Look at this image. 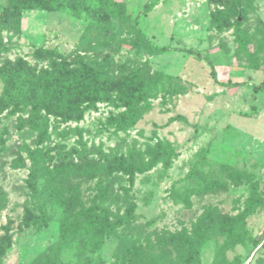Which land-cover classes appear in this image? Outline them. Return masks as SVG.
I'll return each mask as SVG.
<instances>
[{
	"label": "rangeland",
	"instance_id": "obj_1",
	"mask_svg": "<svg viewBox=\"0 0 264 264\" xmlns=\"http://www.w3.org/2000/svg\"><path fill=\"white\" fill-rule=\"evenodd\" d=\"M25 1L0 0V264H264V0ZM44 73L101 85L44 108Z\"/></svg>",
	"mask_w": 264,
	"mask_h": 264
},
{
	"label": "trees",
	"instance_id": "obj_2",
	"mask_svg": "<svg viewBox=\"0 0 264 264\" xmlns=\"http://www.w3.org/2000/svg\"><path fill=\"white\" fill-rule=\"evenodd\" d=\"M47 2H48V4H54V0H29V1H25L16 8V12L20 11L22 9L43 8V7L47 6ZM116 5H118V7L120 9H122L121 10L122 12L124 11V5H122V4H116ZM148 9H149V5L144 4L143 10L147 11ZM141 15H143V13H138L133 18V22L137 27H138V23H139V19H140ZM233 29H234L235 40L239 44L241 51H245L246 46H247V40H246L244 33L241 29V23L239 21H235L233 23ZM136 45L142 46L144 51L150 52V53H166V52L174 50V51L186 52L189 54H196L194 51H191V50L184 51V50H177V49H169L167 47H158L153 42H151L144 35V33L141 30L138 31V37L136 39ZM252 68L254 70H259V68L257 66H253ZM44 74L46 77L43 78L44 81L42 84V90L40 92L41 97H38V95L35 94L31 99L34 102L36 101L37 103H40V104L35 103L36 105L43 106L45 108V105L50 104L58 95L60 98H62L63 90L68 92V90L70 91V88H69V85L63 84V87H62L59 83H56L57 81H55L52 78L51 74H49V73H44ZM212 75H213V78L215 79L216 76H215L214 71H212ZM91 80H92V77L86 79L84 82L78 81V83H75L74 86L71 87L70 92H74L75 90L80 89L82 91L83 96L88 94V92H90L91 97L96 95L98 93V90H99L101 84L99 83V84H96V85L94 84L91 86L89 84L91 82ZM146 84H147V86H154L156 84V82L155 83L153 81L145 82L144 87L146 86ZM219 85L227 86V87H237V86H240L241 83H227V84H219ZM60 89H62L61 93H59ZM253 90L255 92H258V91L264 92V81L261 82L259 85H255L253 87ZM146 94H147V91L144 88L142 91L136 93L135 97H134V103L145 99ZM170 121H172V119ZM157 146H158V151L152 156L151 161H150V166L152 167V166H155V164H157V163H161L163 168L166 170L170 167L173 158L171 157V155L165 154V152L161 146V142L157 141ZM42 212H43V209H42ZM105 219H106V214H104V213H102V219H98V216H96L94 213H91V219L90 220L87 219V222H88V225H95L97 223H100V225H105L103 223V221ZM202 222H203V218H202ZM263 239H264V233L257 236L254 239V244H253L254 247H257L262 242ZM65 243H66V240L63 239L61 244L57 247L58 251H60L64 248ZM198 246H200V245H197V248L192 250V257L190 258V260L186 264H199V262L197 260L199 258L200 247H198ZM7 248H8V245H7L6 240H5L1 244L0 254L3 255ZM32 264H36V262H34ZM42 264H44V263H42ZM49 264H57V262L54 261V262H51Z\"/></svg>",
	"mask_w": 264,
	"mask_h": 264
}]
</instances>
